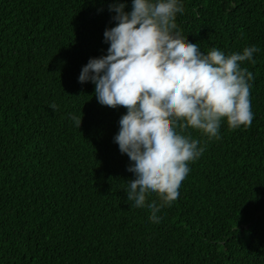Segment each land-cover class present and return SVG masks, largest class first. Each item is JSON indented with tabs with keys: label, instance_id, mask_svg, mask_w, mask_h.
Masks as SVG:
<instances>
[{
	"label": "trees",
	"instance_id": "16d2710c",
	"mask_svg": "<svg viewBox=\"0 0 264 264\" xmlns=\"http://www.w3.org/2000/svg\"><path fill=\"white\" fill-rule=\"evenodd\" d=\"M114 2L0 0V264H264V0H183L176 14L205 53L259 48L241 62L254 117L223 119L218 138L177 125L204 151L159 222L127 200L135 174L114 142L127 108L78 79L107 52Z\"/></svg>",
	"mask_w": 264,
	"mask_h": 264
},
{
	"label": "clouds",
	"instance_id": "9594fccd",
	"mask_svg": "<svg viewBox=\"0 0 264 264\" xmlns=\"http://www.w3.org/2000/svg\"><path fill=\"white\" fill-rule=\"evenodd\" d=\"M126 7L127 0L109 4L116 23L104 31L107 52L90 57L78 79L95 84L101 104L127 108L114 135L135 174L128 181L127 200L151 209L149 219L159 222L160 208L180 195L188 162L204 151L177 125L202 130L209 138H218L223 119L233 129L250 126V81L255 77L241 62L255 63L259 48L250 45L227 55L216 47L203 52L174 31L183 0H131V10ZM72 119L80 128L82 117L73 114ZM150 193L162 203L146 202Z\"/></svg>",
	"mask_w": 264,
	"mask_h": 264
}]
</instances>
